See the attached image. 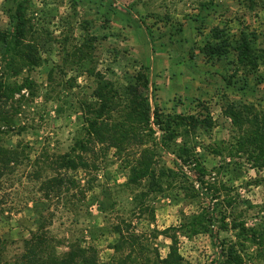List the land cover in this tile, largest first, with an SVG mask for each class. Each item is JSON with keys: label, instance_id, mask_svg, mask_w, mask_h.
Returning a JSON list of instances; mask_svg holds the SVG:
<instances>
[{"label": "rangeland", "instance_id": "obj_1", "mask_svg": "<svg viewBox=\"0 0 264 264\" xmlns=\"http://www.w3.org/2000/svg\"><path fill=\"white\" fill-rule=\"evenodd\" d=\"M18 3L37 65L11 63L0 42V84L22 86L0 98V114L10 117L9 126L0 123L7 130L0 145L13 150L0 177V264H25V243L39 225L46 253L58 259L72 249L98 264H122L127 248H112L126 235L114 233L118 227L136 237L149 264L167 256L165 235H176L182 264L226 257L229 264H264V164L238 144L242 119L264 111V0H0V32L11 30ZM215 32L226 52L207 58L203 48L216 42ZM244 41L246 59L239 54ZM138 72L148 77L151 111L193 115L210 126L164 133L136 117L121 143L109 140L111 130L100 141L88 135L96 92H119L104 117L119 121ZM145 148L155 174L163 168L175 175L154 186L148 178L130 182ZM74 154L87 168L60 167L61 157ZM197 214L216 219L205 233L182 236L176 228Z\"/></svg>", "mask_w": 264, "mask_h": 264}, {"label": "trees", "instance_id": "obj_2", "mask_svg": "<svg viewBox=\"0 0 264 264\" xmlns=\"http://www.w3.org/2000/svg\"><path fill=\"white\" fill-rule=\"evenodd\" d=\"M9 21L11 24V30L6 32H0V42L3 47L2 54L5 56L8 61L13 63L15 60L23 66H36L37 61L33 55L32 46L25 41V18H24V9L21 3H18L15 7V10L12 14L9 15ZM213 39L216 40L214 44L207 43L204 45L203 52L207 58L220 57L226 52V43L223 40H220L219 35L215 32L213 34ZM218 40V41H217ZM250 52V47L246 41L243 42L242 46L239 48V54L242 59L248 58L247 55ZM135 84L131 88L129 100V106L126 107L128 113L125 117H122L119 121H112L108 118L104 119L107 116L106 111L112 112L114 110L115 102L121 96L117 90L112 89H103L101 92H96L95 98L100 99L99 108L95 111H92V118L87 121L88 123V135L93 136L97 140H103L106 136L103 131L111 130L112 134L109 137V140H116L117 143L123 142L125 139H130L127 134L128 129L134 128L135 118L138 124H142L145 127H148L150 123L157 126L162 132L166 133V130L172 128L173 132H178L177 130L180 127H190V126H200V127H209L210 121L205 119L195 118L193 115H182V114H163L159 111L158 107L155 106L151 111V107L148 101L147 93L149 90L148 87V77L145 73L138 72L134 78ZM22 89L21 85L17 84H0V98L9 99L15 93H19ZM244 110L247 113H250V108L245 107ZM231 116L237 120H240L241 117L238 116L237 112L232 111ZM252 119H242V123L246 125L245 129L241 130V138L238 142L241 149L245 147H251V155L257 161H261L264 164V111L261 113H252ZM236 120V121H237ZM151 121V122H150ZM110 122V123H108ZM0 123L6 124L9 126L10 117H7L5 114H0ZM108 125H110L108 127ZM9 128V127H8ZM7 133V130L1 131L0 125V134ZM134 130L131 132L132 138L134 136ZM135 139V138H134ZM169 139L168 137H163L162 141ZM139 145H144L143 142H139ZM163 144V142H162ZM81 149L85 150V145L80 141ZM13 150L8 147H3L0 145V177L9 170L8 164L12 162ZM141 156L135 160V164L132 166L131 173L133 177L130 178V182L136 180H142L144 178L149 179V186H154L156 183L159 185L161 179L168 177V173L175 175L170 169H159L155 174L151 169V158L148 157V149L141 150ZM254 153V154H253ZM58 164L64 170L74 171L78 168H87V161L81 155H73L61 157L58 161ZM49 182L56 181L51 178L48 179ZM59 184V183H57ZM215 218L211 215L210 217L205 218L204 214L191 215L189 220L177 227L176 229L180 231V234L185 237H192L201 233L206 232V225L208 222H213ZM226 224H223L222 230H225ZM239 226V225H238ZM233 227H236L235 225ZM42 226L37 227L36 233L26 241V252L23 259H25V264H98L95 259H92L91 256H84L83 251L77 250L69 251L65 256L61 258H56L55 256H50L46 253L47 247L45 246L48 243V238L46 235L41 232ZM241 230L246 233H251L252 236L256 233L253 228H246L243 225L240 227ZM40 231V233H39ZM121 237V243L114 244L112 248L115 251L121 250V246L127 248V253L123 256L122 264L130 262L129 260H142L143 263L139 264H149L143 255L140 253V249H136L138 246L137 242L133 238L128 236V233H123L118 227L113 231ZM160 234V233H159ZM162 235L166 234V230L162 231ZM170 239L172 244L169 246V252L164 259L157 262V264H182V257L178 254V251L175 247L177 244L176 235H165ZM1 242V241H0ZM84 256V257H83ZM135 256V257H134ZM230 258L233 256L230 254ZM229 259L226 257L225 261L219 264H229ZM136 263V262H135ZM137 264V263H136Z\"/></svg>", "mask_w": 264, "mask_h": 264}]
</instances>
